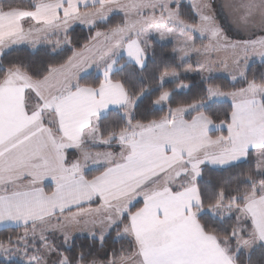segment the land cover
Instances as JSON below:
<instances>
[{
    "label": "snow or ice",
    "instance_id": "snow-or-ice-1",
    "mask_svg": "<svg viewBox=\"0 0 264 264\" xmlns=\"http://www.w3.org/2000/svg\"><path fill=\"white\" fill-rule=\"evenodd\" d=\"M180 3L0 0V264H264V0H193L191 21ZM21 46L49 59L5 65ZM113 232L104 260L71 243Z\"/></svg>",
    "mask_w": 264,
    "mask_h": 264
},
{
    "label": "trees",
    "instance_id": "trees-1",
    "mask_svg": "<svg viewBox=\"0 0 264 264\" xmlns=\"http://www.w3.org/2000/svg\"><path fill=\"white\" fill-rule=\"evenodd\" d=\"M180 11L182 14V17L186 20L191 21L192 20V8L191 5L188 2H181L180 4ZM120 16H114L112 18V23L119 22ZM95 32V29L92 30L90 33L88 28L82 25H76L74 26V31L70 33V35L73 38V42L76 47H79L83 43H85L91 34ZM153 48L155 50V62L156 63H167V64H174V60L171 54V50L174 47L173 43L168 42H159L156 40H153ZM47 51H50V49H45L42 46L37 47V49H32L30 46H21L17 48H13L12 50H9L6 52V54L3 56V63L5 65L8 64L9 61L17 62L22 61L26 64L28 63H35L39 64L42 61H45L49 59L47 56ZM70 54V53H68ZM194 61V58L193 60ZM153 67V62L151 59H149V70ZM264 72V64H262L260 61L252 62L248 68V74L251 76L253 73H255L258 77L260 73ZM147 74V72H146ZM181 79L185 83H195L200 80V77L198 74H187V75H181ZM214 82L216 83H222L226 89L231 88V83L229 81V78L222 75H215L214 76ZM178 83V81H177ZM166 87H172L171 84L166 85ZM158 93H153L151 97L145 98L141 103V110H147L148 115L151 118L152 116H159L162 115L163 112L159 109L157 106H152L150 104V99H154L155 95ZM191 93H188L187 90L180 91L178 95L176 96L177 100H181L185 98V96H191ZM174 106V105H173ZM163 111H167V108L165 107ZM103 149V148H100ZM98 150V149H97ZM248 164H241L239 168H247ZM238 169H229L224 171H211L210 169H206V175L205 179H218L220 177H227L230 173L237 172ZM95 169H93V172ZM4 231H12V229H7ZM4 231H0V235L4 234ZM115 236V233L113 232L111 236H109L103 243V246H101V243L99 240L93 241L90 238L87 237V235H76L74 236L71 243L74 245L75 250L82 249L85 252H91L92 257L90 258H96L97 260H104L106 259V255L110 254L112 249L119 248L120 244L122 242L114 241L112 237ZM246 259V257H245Z\"/></svg>",
    "mask_w": 264,
    "mask_h": 264
},
{
    "label": "rangeland",
    "instance_id": "rangeland-1",
    "mask_svg": "<svg viewBox=\"0 0 264 264\" xmlns=\"http://www.w3.org/2000/svg\"><path fill=\"white\" fill-rule=\"evenodd\" d=\"M183 1L188 2L190 5L193 3V0H181V2H183ZM222 2H223V0H213V5H214V7H218L219 4L222 3ZM180 4H181V3H180ZM173 7H175V5H173ZM221 23L224 24V25H227L228 21H227L225 18L221 17ZM85 27H86V26H85ZM228 34H229L230 36H232L233 39H241V38H244V37L241 36V35H237V34H235L234 31H231V30H229V33H228ZM199 42H200V41L197 40V43H199ZM173 44H174V43H173ZM221 55H223V53H222ZM194 60H195V58H194ZM255 61H260V60H259V58L257 57V58H254V59H253L252 61H250L249 63L251 64L252 62H255ZM189 63H192L193 67H195V63H194V61H189ZM190 74H195V72H194V73H190ZM215 75H222V76H226V77H228L227 73L224 72L223 70H220V69H217V71L214 73V76H215ZM228 78H229V77H228ZM157 107H158V106H157ZM98 150L103 151V150H101V149H98ZM104 150H105V149H104ZM113 150L118 151V149H113ZM76 235H87V233H77ZM76 235H75V236H76ZM253 259H254V260L259 259V251H257L256 253L253 254Z\"/></svg>",
    "mask_w": 264,
    "mask_h": 264
},
{
    "label": "crops",
    "instance_id": "crops-1",
    "mask_svg": "<svg viewBox=\"0 0 264 264\" xmlns=\"http://www.w3.org/2000/svg\"><path fill=\"white\" fill-rule=\"evenodd\" d=\"M83 26V25H82ZM39 47V46H38ZM101 150H104V149H101Z\"/></svg>",
    "mask_w": 264,
    "mask_h": 264
}]
</instances>
